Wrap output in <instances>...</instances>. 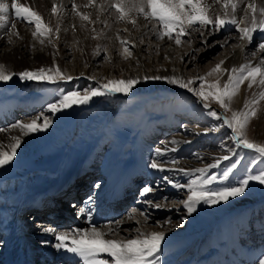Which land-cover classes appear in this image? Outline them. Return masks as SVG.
<instances>
[{
	"label": "rangeland",
	"instance_id": "374dc122",
	"mask_svg": "<svg viewBox=\"0 0 264 264\" xmlns=\"http://www.w3.org/2000/svg\"><path fill=\"white\" fill-rule=\"evenodd\" d=\"M150 22L157 24L156 21ZM195 27L199 30H189L190 34L182 37L183 42L180 45H176L174 40L162 39L169 41L165 47L172 53V57L169 61L152 63L148 69L153 73H159L163 69L176 70L183 74L185 80L205 77V85L218 81V86L222 87L227 77L221 73H213L209 76L208 73L229 57L236 48L237 42L227 38L233 36L234 31L230 27L216 32L211 31V26L207 29L200 28L198 25ZM203 37H206L208 46H205V41L201 39ZM146 42L147 39L138 41L141 53L145 57L150 55L145 46ZM261 42H264V34L253 33V40L251 43L248 42L242 57L243 64L255 61V66L264 68V65H261L264 51L258 47ZM221 45L224 46L221 47ZM164 49L162 50L165 51ZM128 50L132 53L131 47ZM184 53L188 56L182 59ZM113 55L119 54L114 52ZM131 56L126 58L120 56L117 61L112 62L110 53L106 49H100L99 53L91 54L93 72L113 71L126 63L128 59H132ZM68 60L70 57L66 58L65 62ZM88 65L84 66L88 68ZM121 74L123 73H112L100 82L85 77L74 78L71 81L58 79L54 84L41 81L0 82V98H4L0 101L16 100L10 102L16 104L14 106L18 114L10 117L6 124L2 122L4 124L2 126L16 119H25L34 113L48 116L50 112L46 111L47 105L56 101L62 94L61 89L64 92L72 89L83 91L86 87L115 80ZM258 81L259 77H257V83L249 88V82L245 80L236 92L238 94L236 102L228 101L227 111L211 97L202 102L186 89L170 90L159 81H156V87L149 89L138 84L127 96L117 94L94 97L86 105L73 106L66 110L58 127L39 148L15 157L10 164L0 167V183L20 182L23 185L30 177L36 175L42 178L37 190L52 184L57 187V184L62 182L58 185L60 188L65 179L73 173L71 170H76L75 173L80 170L77 175L79 177L74 182L78 180L83 183V185L80 184L83 190L81 195L74 197L75 201L66 200L67 202L61 207L55 205V209L64 208L63 211L67 213L68 219L74 220L73 223L64 226L47 222L48 219L43 222L41 217L36 218V214L29 215L30 211L27 209L20 211L19 216L23 223L30 228L34 227L33 230L55 226H58L56 227L58 231L70 230L75 226V222L79 223V217L76 214L79 207L84 205L85 208H83L87 213L89 209L92 213L96 210L95 203L99 205L101 202L98 195L102 185L106 183V180L104 183L106 172L113 169H117L118 172L119 168H126L130 173L128 169L135 170L139 167L140 160H143L144 167L141 170L136 169L138 172L135 171L127 176L129 180L134 181L135 191L131 189L133 193L125 196L127 203L119 208L120 215L113 217L112 220L109 219L112 222L118 220L126 222V230L118 233L115 238H135L136 229L150 233L152 230L161 232L167 227L164 234L178 230L180 234L176 236L178 240L161 246L159 264H260V260L264 259V185L253 182L250 191L227 203L213 207L198 206L196 213L200 214V218L198 222H193L191 227L186 225L187 222L190 223V219L183 208V200L187 199V189L172 187V183L186 184L190 178L196 179L199 175L186 176L184 172L177 171L178 169L189 173H194L196 169H207L208 173L219 177L232 160L240 158L241 164L235 173L227 181L218 179L209 186L211 189L235 183L246 173V170L248 173H259L264 169V162L259 159L253 160L251 151L245 149H237L238 156H233L228 161H221L218 167H209L216 162V158L224 154L231 155L225 153L224 149L232 148L234 145L229 138L230 129L221 128L220 131H211L218 122L207 115L208 110L231 118L233 112L247 111L248 109L244 106L248 102L249 108L255 110V115L249 118L244 130L245 137L251 142L264 144V141H261V134L264 136V98L260 95L264 92V86ZM199 83L197 80L193 87H198ZM203 90L208 91L207 87ZM26 101L34 102L33 109L29 112L23 110L25 105H21L26 104ZM205 102L209 104L207 110L203 107ZM26 105L28 108L29 105ZM174 137L179 140L176 145L171 144ZM173 147L175 151L171 150ZM156 149L162 151L167 149L166 154L158 159L164 161L162 166L165 169H173V171L161 172L147 166L156 158ZM172 161L175 163H171ZM72 163H75L74 166ZM70 168V172L67 171ZM64 176L67 177L64 179ZM96 184L100 187L96 188ZM121 185H127L126 180H123ZM145 186L155 189L147 194V199L154 200L163 206L156 209L157 212H154V209L145 203V197L140 195V190ZM32 197L30 193L27 199ZM55 197L57 196H53V199ZM89 197L91 202H87ZM133 209L136 211L133 212ZM141 212L146 215H141ZM128 213H132L131 219L126 218ZM51 214L55 216V213ZM33 216L36 219H32ZM31 241L37 249L42 246V242L38 239ZM49 242V246H52L55 239ZM2 248L3 238L1 237L0 250ZM55 252L58 251L55 250ZM187 254L191 255L189 259ZM66 259L69 261L70 257ZM66 259L56 256L47 263H44L42 259L35 264H65Z\"/></svg>",
	"mask_w": 264,
	"mask_h": 264
},
{
	"label": "bare ground",
	"instance_id": "6f19581e",
	"mask_svg": "<svg viewBox=\"0 0 264 264\" xmlns=\"http://www.w3.org/2000/svg\"><path fill=\"white\" fill-rule=\"evenodd\" d=\"M6 2L11 5V0H6ZM87 2L88 0H17V3L31 7L33 11H36L42 17L43 22L53 29V32L49 34L48 38L41 37L40 39L44 40V43H41L40 39L33 38L32 36V32L35 30L34 25H29L26 21L17 18L10 7L9 12L4 14L7 17V22L0 23V64H3L6 70L12 73H19L26 70L36 71L40 68L55 69L58 67L65 76H72L73 79L80 77L91 78L90 80L96 82H100L101 79L108 77V75L112 73H123L120 77H118V75L115 80L139 78L141 80L139 85H143L145 89L154 88L157 85L156 81L144 82L143 78L145 76H176L185 80L183 74L176 70L172 71L170 69H163L159 73H153V71L148 69L149 65L152 63L155 64L157 62L169 61L172 57V53L165 47L169 41L157 38L156 29L159 28L158 23L154 25L149 20H145L139 14L132 13V17L136 20V25L133 26L132 23H129L126 20H117L115 10L107 7L110 0H95L93 6L84 7ZM235 2L237 8L234 13L231 7L227 9L230 18L234 16L237 20L244 21L246 19L250 22L252 13L247 10V5L250 3H255L257 5L256 17L258 20L261 18L259 9L264 7V0H235ZM73 3L77 5L78 11L87 13L91 20L82 21L76 16L72 12ZM204 3L210 5V15L213 17L216 15L223 16L225 12L223 0H220V2H216V0H204ZM53 5L58 7V12L56 14H53L51 11ZM101 5H103L106 10H101ZM13 23L16 25L14 31L18 32L19 36L11 35L9 37V35L6 34V30L11 29ZM57 26L60 28L59 33H56L55 31ZM244 26V23L240 24V27ZM227 27H230L231 30L233 29L234 31V35L228 36L227 38L234 39L237 42V46L231 52L232 54L225 58L223 63L224 69L230 71L234 67L239 69L242 65L255 66V61H250L244 64L242 61L243 54H245V48L247 47V44H249L248 41L240 39V34L236 31L234 26ZM257 34L261 33L257 32ZM117 37L120 39H117ZM49 38L52 41L51 44L48 43ZM9 39L11 40V43H9ZM145 39H147L145 46H147V51H149L150 54L146 57L142 55L141 47L138 45L139 40L145 41ZM201 39L206 41V37ZM121 40L126 41V45H121ZM125 46L132 48V59H128L126 63L116 67L113 71L104 70L96 73L93 72L91 54H97L100 49H106L111 55V61L114 62L117 61L120 56L122 58L127 57V54L122 51ZM114 52H118L119 55H113ZM186 56H188L187 53H184L182 59ZM68 57H70V60L65 62V59ZM86 64H89L88 68L84 66ZM223 75L227 77L228 73L225 72ZM16 82H22L18 75H13V78L6 83ZM159 82L170 90H183L177 86L169 85L164 81ZM237 97L238 94L236 93L231 100L236 102ZM10 101L15 102L16 100L2 101L3 103L0 101V150H9L8 145L14 142L12 138H20L21 145L17 149L16 157L20 155L22 156L24 153L26 154L31 150H35L37 147L39 148L49 135H51L53 130L58 127L60 121L65 115V111L58 112L55 115L49 113L48 116L51 118L52 124L46 131L23 135L20 129L15 127V125L20 123H30L33 119H39V121L42 122L43 116L40 113H34L27 116L25 119H16L5 126H2L4 125L3 123L6 124L7 121H9L10 117L18 115L15 112L16 106L14 105L16 104ZM26 102V104L32 107L28 110L26 108V111L29 112L33 109L32 105L34 102ZM262 135L263 134H261V141H264V136ZM173 140L179 141L176 137H174L172 141ZM143 164L144 161L140 160L138 168H135L134 170V168L130 167L132 169L128 170L133 174L135 171L138 172V170H141L144 167ZM75 172L77 171L74 170L69 177L66 179L64 178L65 181L60 188L58 185L62 182H59L57 187H54L53 184L52 186L44 185V188L37 190L39 188V181L42 180V178H40L41 176L36 175L30 177L23 185H21L20 182L9 184L0 183V237L3 238V248L0 250V264H32L31 261L38 262L42 259L48 261L56 256H59L63 260L68 257L71 259L70 254L63 253L62 251L55 252L56 249L49 246V241L52 239L54 240L53 234L43 232L41 229L36 230L37 228L33 230L34 227L30 228L23 223L22 218L20 219V214L18 213L22 209H30L32 210L31 215L36 214V218L41 217L43 222L48 219L47 222L64 226L68 223H73L74 220L68 219L67 213L63 211L64 208L55 209V207L45 200V198H52L51 196L57 195L60 198L66 197V199L71 200L80 195L83 190L79 181L74 182L78 177V173ZM130 173L127 172L126 168H119L118 172L117 169L106 172L104 176V183L105 180L106 183L105 185L103 184L104 187L102 185L100 194L98 195L101 202L99 205L95 203L96 210L92 213H87L84 209V205H82L84 208L79 207L76 213L79 217V223L75 222V226L73 227L86 228L91 223L107 232L108 228L104 226L110 225L115 231L110 233L107 238L117 239L115 237H117L118 233L126 230V222L120 220L123 222L117 225L115 221L112 222L111 220L113 217L120 215L118 213L120 210L119 208H121V206L124 207L123 205L127 203V198L125 196L133 193L131 192V189L135 191L136 186L134 181L129 180L127 177ZM123 180H126L127 185H121ZM149 182L151 183V181ZM74 185H79L80 187ZM30 193L33 197L27 199ZM38 194L40 195L37 196ZM28 200L32 201L29 202ZM142 204L144 205V203ZM85 205L87 206V202ZM152 209H154V212H157L158 210L154 207H152ZM47 211L49 212L46 213ZM51 213H55V216ZM89 214L91 217L90 221L87 219ZM199 216L200 214L198 215L196 212L190 216L187 215L190 219V223L187 222L186 225L191 227L193 222L199 221ZM32 218H34V216ZM163 224L165 225V223ZM56 227L58 226H55L54 228L56 229ZM166 229L167 227L165 230ZM165 230L163 229L161 232H164ZM178 231L165 234V240L162 242L161 246H165L168 243L170 244L178 240L176 237L180 234ZM151 232H153V230L150 231V233ZM32 239H38L41 242L46 241L47 243H42V246L37 249L33 246ZM187 257L189 259L191 255L187 254ZM66 260L68 261V259Z\"/></svg>",
	"mask_w": 264,
	"mask_h": 264
},
{
	"label": "snow or ice",
	"instance_id": "6c2138e0",
	"mask_svg": "<svg viewBox=\"0 0 264 264\" xmlns=\"http://www.w3.org/2000/svg\"><path fill=\"white\" fill-rule=\"evenodd\" d=\"M220 2V0H216ZM95 4V0H88L84 7H90ZM14 11L17 18L26 21L29 25H34V31L32 32L33 38L40 39L41 37L48 38L49 34L53 32V29L45 24L42 17L33 11L31 7L24 6L17 3V0H11V5L6 0H0V23H6L7 17L4 15L9 12V8ZM107 7L114 9L117 14V20H126L136 25V20L132 17V13H137L145 20L156 21L159 28L156 29V35L158 39L167 38L174 40L176 45H180L182 37L189 35V30H199L195 26L200 28H209L211 31L216 32L227 26H234L236 31L240 34L241 40H247L249 43L253 40V33L259 32L264 34V7L259 9L260 19L256 17L257 5L250 3L247 5V10L252 13L250 22L246 19L244 21L237 20L234 16L230 18L227 9L232 8L233 13L236 11L237 4L235 0H223V7L225 12L223 16L216 15L213 17L210 15V5L204 3V0H110ZM101 10H106L103 5L100 6ZM53 14L58 12L56 5L51 9ZM72 12L78 16L82 21H90L91 18L87 13H82L77 10V5L72 4ZM244 23V27H240V24ZM16 25L13 23L11 29L6 30V34L19 36L18 32H15ZM56 33H59L60 28L57 26ZM95 38V37H93ZM117 39H120L117 37ZM41 43H44L43 39H40ZM121 45H126V41L121 40ZM9 43L11 40L9 39ZM48 43L52 41L49 38ZM205 46L207 41H205ZM224 45H221L223 47ZM261 51H264V42L258 45ZM124 52L127 56H131L132 53L128 48L124 47ZM167 58V57H166ZM224 61L217 64L210 73H225L227 72V81L222 87H219V82L205 85V77H197L194 79L184 80L181 77L176 76H145L144 82L148 81H164L169 85L177 86L181 89H186L189 93L196 96L199 100L207 101L209 97L214 99L221 108L225 111L228 109V101L236 94L240 85L247 80L248 87L251 88L253 84L257 83V77H259L258 83L264 86V68L261 66L242 65L239 69L232 68L230 71L222 69ZM261 65H264V59L261 60ZM13 75H18L20 81H41L49 84H54L57 80L71 81L72 76H65L57 67L52 68H40L36 71L26 70L19 73H12L6 70L3 64H0V82H8L13 78ZM91 79V78H89ZM197 80L200 82L198 87H193ZM139 78L108 80L106 83H98L95 86H89L83 89V91L72 89L64 92L61 89L62 94L57 97L55 102H50L47 105V112L53 115L61 111H66L73 106L86 105L94 97L100 96H114L117 94H123L127 96L136 85L140 84ZM207 87L208 91L203 89ZM261 98H264V92H261ZM255 103V101H253ZM203 107L209 109V104L205 102ZM245 109L247 111L233 112L231 118L221 116L219 113L213 110H208L207 115L212 117L218 123L211 128V131H220L221 128H227L231 130L230 140L233 142L234 147L225 148V153L218 158L216 162L209 167H218L221 161L231 160V157L238 156L237 149L250 150L253 160L259 159L264 162V144H258L249 141L244 134V130L248 124L249 118L255 115V110L249 108L248 102L245 103ZM52 124V120L49 116L43 115L42 122L39 119H33L30 123H20L15 125L19 128L23 135L30 133L46 131ZM14 141L8 145L9 150H0V167L10 164L17 155V149L21 145V139L13 137ZM179 141H171L172 145L178 144ZM175 151V147L171 149ZM167 149H156V158L152 160L147 166L157 171H173V169H165L162 165L164 161H160L158 158L166 154ZM171 163H175L172 161ZM241 164V159L237 158L232 160L231 163L223 170L221 175H216L207 172V169H196L194 173H189L183 169L177 171L184 172L186 176L199 174L196 179H189L186 184L172 183V187L177 189H187V199L183 200V208L186 209L187 215L190 216L197 211L198 206L205 205L213 207L221 203H227L231 199L243 196L247 191L251 190V184L253 182L258 185H264V169L259 173H246L239 177L233 184H224L215 189H211L212 185L218 179L227 181L231 175L235 173L237 168ZM168 180L167 177H164ZM96 188L100 185L96 184ZM155 191L151 186H145L140 190L141 197H145V203L156 209H160L163 206L160 203H156L154 200L147 199V194ZM87 202H91V197ZM76 207V205H72ZM89 209V213H90ZM136 209H133L135 212ZM141 215H146L141 212ZM127 219L132 218V213H128ZM90 221V214L87 217ZM186 219V217H185ZM123 221H116L119 225ZM108 231H103L100 227L93 224H89L86 228L73 227L67 231H58L54 227L41 229L43 232H47L54 235L56 243L52 245L58 252L70 254L71 260L66 261L65 264H159V253L161 252L162 242L165 240V234L163 232H151L145 233L136 229L137 236L121 237L120 239H108V235L115 231L110 225H105ZM42 243H47L42 241ZM110 257V259H108ZM260 264H264V259L260 260Z\"/></svg>",
	"mask_w": 264,
	"mask_h": 264
}]
</instances>
